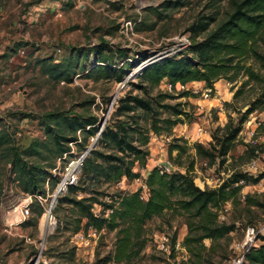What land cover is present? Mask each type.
Instances as JSON below:
<instances>
[{
    "label": "rangeland",
    "instance_id": "1",
    "mask_svg": "<svg viewBox=\"0 0 264 264\" xmlns=\"http://www.w3.org/2000/svg\"><path fill=\"white\" fill-rule=\"evenodd\" d=\"M232 10L233 0H0V137L6 139L0 143V264H45L50 261L64 264L70 261V255L63 252L72 247H75L72 264H104L99 261L113 250L115 232L103 229L96 237H88V244L78 246L70 231L59 230V217L55 213L57 227L53 229L45 216L54 192L51 177L45 183L46 195L37 196L38 203L31 206L30 194L23 191L18 175L13 171L11 148L19 149L21 153L26 150V160L44 165L54 173L48 165L58 167L61 163L63 166L83 150L71 143L66 159L54 158L49 150L52 136L48 125L54 124L51 114L67 111L69 114L95 115L105 122L111 117L119 97L128 89L126 84L89 75L88 71L96 63L93 51L96 47L105 46L109 52L110 48L126 49V54L117 58L121 63L141 54L176 51L185 38L192 43L204 39L228 18ZM209 17H214L215 21L210 23L208 30L196 34L192 27ZM262 36L264 39V32ZM258 47L264 54V40L259 41ZM186 51L184 48L183 52ZM52 62H62L70 68L71 80L51 77L46 67ZM246 62L264 74L258 62L251 58ZM246 81L247 76L243 73L235 82L220 78L211 97L203 95L201 89L206 86L199 84L189 83L172 91L165 90L162 84L160 89L172 95L188 89L198 95L167 100L183 103L182 107L189 115L182 116V122L174 126L172 135H152L147 165L143 169L136 168L140 169V177L123 178L111 184H90L82 175L84 190L79 196H89L93 189L109 193L133 192L144 188V179L155 166L170 164V172L178 170L168 154L172 137H181L190 145L200 142L211 147L215 129L227 124L240 125L243 114L253 101L259 99L262 84ZM238 89L241 92L234 97ZM262 122L264 106L259 105L242 122V130L224 165L219 159L211 164L207 158L196 157L193 172L196 183L202 188L217 187L233 172H246L253 160L257 162L258 170L251 174L264 171V150L259 148L252 158L245 152L247 143L253 146L264 143V133L257 131ZM200 127L205 130L201 136L197 135ZM223 133L220 130L217 135ZM190 152L194 155V151ZM183 159L185 163L189 161L187 155ZM246 194L264 204V180L244 186L241 202H228L227 210L220 208L219 213L223 211L226 216L222 221L234 223L236 229L222 239L204 241L202 264H233L232 260L239 252L236 244L243 238L248 225L255 226L259 234L264 235V206L247 207ZM27 204L30 212L24 216L21 210ZM41 208L44 211L39 216ZM93 210L100 214L101 206L94 204ZM146 230L149 241L139 264H188L190 256L199 258L183 244L188 232L185 215L168 210L151 219ZM175 231L181 248L171 254L159 251L154 245L156 236L166 233L173 237Z\"/></svg>",
    "mask_w": 264,
    "mask_h": 264
},
{
    "label": "trees",
    "instance_id": "2",
    "mask_svg": "<svg viewBox=\"0 0 264 264\" xmlns=\"http://www.w3.org/2000/svg\"><path fill=\"white\" fill-rule=\"evenodd\" d=\"M212 21L215 18L209 17V20L192 29L196 34L205 32ZM263 32L264 0H233V10L228 18L204 39L193 41L186 52L168 55L146 64L132 77L128 78L129 74L149 54H141L138 58H130L129 62L125 60L121 63L117 58H122L126 49L110 48L109 52L105 46L96 47L93 50L96 63L88 71L89 75L117 83L126 81L128 89L119 97L111 117L105 122L95 115L69 114L67 111L51 114L54 124L48 125V132L52 136L49 150L54 158L62 159L64 154H70L71 143L77 144L80 151L83 150L80 153L87 152L78 183L70 185L67 193L59 196L55 204L54 213L59 217V230L70 231L72 234L87 231L90 227L99 231H114V248L99 262L139 264L149 241L147 223L171 210L173 214L186 216L188 232L183 244L189 252H195V257H199L190 256L188 264H202V251L206 248L204 241L210 239L214 242L236 229L234 223L220 220V208L228 202H241L240 194L244 186L264 180V171L258 175L235 171L219 186L202 188L193 176L196 157L207 158L211 164L219 159V163L224 165L242 130V122L259 105L264 106V74L246 62V59L251 58L264 70V54L258 47L259 41L264 40ZM46 68L51 77L71 80L70 68L63 66L62 62H52ZM241 73L247 76V81L262 84V93L243 114L240 125L233 127L227 124L224 128L215 129L211 147L200 142L190 145L188 141H182L181 137H172L168 154L179 169L170 172L159 166L153 167L144 179L147 197H142V188L133 192L121 190L115 193L93 189L91 195L79 196L84 190L82 175L90 184H111L123 178L134 180L140 177V169L146 167L151 155L149 144L152 135H172L174 126L182 122V116L189 115L182 107L183 103H170L167 100L198 95L189 89L172 95L160 89L163 82H170L173 90H177V84L203 81L206 87L214 91L217 80L224 77L235 82ZM135 90L141 93H135ZM240 92L238 89L234 97H238ZM165 112L167 115H164ZM263 124L260 123L258 133H264ZM220 130L224 133L218 136ZM5 140L0 137V143ZM246 146L245 152L251 158L256 156L259 148L264 150V143L256 146L247 143ZM11 149L13 171L18 175L23 191L32 196L33 206L38 203L37 196L46 195L47 178L51 177L52 189L55 190L60 177L44 165L26 160V150L21 153L19 149ZM184 155L189 158L187 163L183 159ZM56 166L48 165L51 170ZM137 166L139 170H136ZM106 196H109L108 200ZM244 202L247 207L264 206L251 194L244 195ZM94 204L101 206L100 214L94 212ZM43 211L41 208L38 215H42ZM177 238L178 233L175 231L173 241ZM258 240L260 243L248 250L242 264H264V235L259 234ZM63 254L70 255V261L64 264H72L75 247ZM45 264L62 263L50 261Z\"/></svg>",
    "mask_w": 264,
    "mask_h": 264
},
{
    "label": "built area",
    "instance_id": "3",
    "mask_svg": "<svg viewBox=\"0 0 264 264\" xmlns=\"http://www.w3.org/2000/svg\"><path fill=\"white\" fill-rule=\"evenodd\" d=\"M192 41H190V39L185 38L182 40L181 46L180 48H178V50L176 51H171V52H166L163 54H153V55H149L148 58H146L145 60H143L141 62V64L138 66V69L136 71H132L129 77H132L136 72H138L143 66H145L148 63H151L159 58L168 56V55H174L176 53H182L184 48H188L191 45ZM119 85H125V82H121L118 83ZM162 84H164L165 90H170L172 91L174 89L173 85L168 82L165 81ZM161 84V86H163ZM179 87L184 88L185 85H181V84H177L176 88L178 89ZM201 91L203 92V95L205 97H211V94L213 92L212 88L210 87H205L203 89H201ZM198 92V91H196ZM260 125V124H259ZM204 129L202 127L199 128V131H203ZM86 153H81L80 155L68 159L66 162H64V165L62 166L61 163H59L58 167H56L54 169V174H57L60 179L59 182L54 190V192L52 193V203L49 206L48 209L45 210V216L48 218L49 224L50 226L55 229L57 227V218L54 214V207L55 204L57 202V199L59 196L67 193L69 186L70 185H76L79 181L81 172H82V168H83V164H84V160L86 157ZM62 159H66V154L63 156ZM60 159V160H62ZM62 162V161H61ZM173 165V164H172ZM62 166V167H61ZM170 164L169 165H163V166H159L162 170H166V171H170ZM258 170V164L255 160H253L247 168V173L251 174V172H255ZM253 175V174H251ZM148 195V190H147V186L144 185L143 191H142V197H147ZM30 202H32V196H29ZM225 207V206H224ZM225 210H227V208H224ZM30 212L29 206L28 204L25 205L22 210L21 213L24 216H28ZM220 220L222 221L223 219L226 218L225 213L223 211H221L220 215H219ZM101 231H99L96 228L90 227L87 231H80L78 233L73 234V240L75 242L76 245L78 246H82L84 244H88V237H96ZM234 232V231H233ZM232 232V233H233ZM259 230L256 229L255 226L253 225H248L245 227L244 229V236L241 239V241L236 244V249L239 251L237 252L236 257L232 260L233 264H242L243 261L245 260V255L248 252V250L254 246L257 245V241H258V234H259ZM154 245L156 246V248L164 253L167 254H171L172 251L174 250H178L181 248V242L178 241V239L176 241H173V237L169 234L166 233H159L154 241Z\"/></svg>",
    "mask_w": 264,
    "mask_h": 264
},
{
    "label": "crops",
    "instance_id": "4",
    "mask_svg": "<svg viewBox=\"0 0 264 264\" xmlns=\"http://www.w3.org/2000/svg\"><path fill=\"white\" fill-rule=\"evenodd\" d=\"M190 84H199V85H201V87L205 86V83L203 81H193V83H190ZM257 244H259V243H257Z\"/></svg>",
    "mask_w": 264,
    "mask_h": 264
},
{
    "label": "bare ground",
    "instance_id": "5",
    "mask_svg": "<svg viewBox=\"0 0 264 264\" xmlns=\"http://www.w3.org/2000/svg\"><path fill=\"white\" fill-rule=\"evenodd\" d=\"M204 131H205V130H203V131H199V129H198V131H197V135H200V136H201V135L204 133Z\"/></svg>",
    "mask_w": 264,
    "mask_h": 264
}]
</instances>
